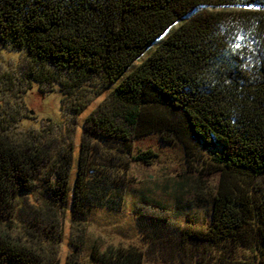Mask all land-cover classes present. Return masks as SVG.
I'll list each match as a JSON object with an SVG mask.
<instances>
[{
    "label": "trees",
    "instance_id": "trees-1",
    "mask_svg": "<svg viewBox=\"0 0 264 264\" xmlns=\"http://www.w3.org/2000/svg\"><path fill=\"white\" fill-rule=\"evenodd\" d=\"M0 48L25 59L9 89L57 88L71 117L108 89L83 128L74 221L121 210L130 163L157 155L135 142L156 132L218 182L207 227L141 212L143 239L195 264L215 250L219 264H264V0H0ZM18 116L0 114V264H58L73 145L52 118L18 130ZM240 247L251 256L234 258ZM96 248L99 264H154L136 246Z\"/></svg>",
    "mask_w": 264,
    "mask_h": 264
},
{
    "label": "rangeland",
    "instance_id": "rangeland-1",
    "mask_svg": "<svg viewBox=\"0 0 264 264\" xmlns=\"http://www.w3.org/2000/svg\"><path fill=\"white\" fill-rule=\"evenodd\" d=\"M151 50L135 60L129 70ZM24 69L25 59L20 51L14 48H0V114L3 116L7 111L18 113V130L41 128L47 118H52L58 124L57 134H60L63 141H69L73 145L69 198L66 212L61 219L60 243L56 251L58 264H66L68 257L76 256L75 253L78 255L77 264H99L91 259L90 254L96 247L103 249L107 246L139 247L146 251L154 264H195V256L177 253V249L167 243L169 240L145 241L135 219L144 212L151 214L150 216H164L179 223L207 227L218 174L210 172L198 176L187 165L181 143L178 140L167 141L160 133L155 132L135 142V150L151 149L157 155L148 163H130L121 210L94 208L88 212L84 221H74L70 211L71 195L83 128L87 116L101 102L108 89L93 99L79 115L71 117L63 109L62 94L57 88H42L35 83H26L21 90L22 87L15 80L17 88L9 89L12 83L4 75L7 72L15 75ZM52 179L55 181L57 176L53 175ZM211 255L214 258L210 257V262L217 261L214 264H219L221 258L218 257H223L218 250ZM233 256L245 259L251 255L249 250L240 247Z\"/></svg>",
    "mask_w": 264,
    "mask_h": 264
}]
</instances>
